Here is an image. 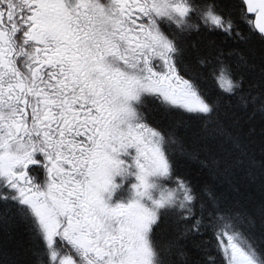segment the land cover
Returning <instances> with one entry per match:
<instances>
[{
  "label": "snow or ice",
  "instance_id": "obj_1",
  "mask_svg": "<svg viewBox=\"0 0 264 264\" xmlns=\"http://www.w3.org/2000/svg\"><path fill=\"white\" fill-rule=\"evenodd\" d=\"M0 264H264V0H0Z\"/></svg>",
  "mask_w": 264,
  "mask_h": 264
}]
</instances>
